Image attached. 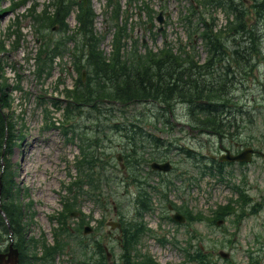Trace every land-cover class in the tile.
<instances>
[{"label": "rangeland", "instance_id": "rangeland-1", "mask_svg": "<svg viewBox=\"0 0 264 264\" xmlns=\"http://www.w3.org/2000/svg\"><path fill=\"white\" fill-rule=\"evenodd\" d=\"M38 2L41 4L40 0ZM105 2L106 0H93L98 14L97 27L99 30L108 29V14L104 12ZM8 4L9 2L6 3L0 0V8ZM195 4L197 10H203L202 5L197 2ZM148 7L155 8L157 14L160 12L163 14L162 23L155 20L154 30L161 29L156 41L152 40L148 31L152 27V23L146 29V10ZM42 8L40 6V9ZM194 8L195 6H189V0H139L133 3L131 10L125 12L124 15H132L130 21L131 27L135 31L134 34L143 40L145 39L154 50L162 48L165 44L163 31H166L169 41L177 49L180 45L178 37H181L184 41L187 40L185 29L181 23L186 20L189 13L182 17L180 12L184 10V13ZM25 9L26 7H23L19 10V17H16L11 11H6L0 15V42L6 43L4 53H1L2 49L0 48V82L3 84L7 82L9 85L7 93L14 99L12 107L4 108L6 120L14 126V129L9 137L8 152L3 158L1 157V160H5L3 165L13 174L11 180H15V185H18L16 201L24 207L22 224L24 223V228H26V244L30 247L29 251H35L33 246L38 244V241L34 239L41 240L40 236L43 232H46L51 241L53 240V228L59 223L58 219L53 216L58 215L66 197H69L72 201L74 192L78 190H69L68 185L76 180V176L80 171L74 165L75 160H79L81 154L80 135L97 139L104 147L100 150H104L106 160L109 159L108 164L93 168L95 172L105 175L101 185H105L103 188L106 196L103 202L105 205L96 202L92 192L86 195V201L85 197L79 198V203L83 205L84 212L90 214L93 211L94 213L95 220L85 224V226H92L91 235L96 234V237H99L105 232L109 233L110 227L107 223L119 216V212L123 211L129 215L130 211H134L136 208L135 199L125 184V171L122 170L124 164L117 161L116 156L121 148L126 147L127 139L130 137L136 138L137 135L128 137L126 129L115 127V121L122 127L130 129V131L132 129L140 131L142 129L140 125H142L166 142L172 141L185 144L189 148L191 145L181 139H187L196 134L191 132L186 123L182 121L177 123L172 121V123L165 126L164 121L160 118L161 115H155L159 113L158 108L160 107L158 105L150 102H133L116 104L115 115L117 117L100 121L96 119L92 106L76 105L75 114L72 115L70 123L74 124V130L79 134L75 141L70 140L75 132L70 131L69 134L64 132V124L66 123L64 110L67 107H65L66 101L61 102L64 98L60 94L61 92L66 94V87H73L77 79V73L72 66L70 56L66 55L55 60L52 76L43 75L40 77L37 75L33 69L39 44L44 40L41 37L44 31L35 29L34 22L31 17L26 16L27 11ZM220 12L224 16L222 23L219 18ZM261 12L264 13V10ZM213 13L217 17L219 25L226 23V16L222 11L215 10ZM124 15L122 13V19ZM196 15L197 13L193 17ZM14 23H19V27L22 29L21 40L17 47L15 46V37L10 36ZM68 24L70 33H72L77 26L75 14L70 16ZM61 34L62 32L56 27L54 32L48 33L47 36L59 39ZM258 36L259 47L263 49V60L259 63L258 71L261 75H264V29L258 33ZM111 41L112 35H109L103 44V49L107 54L111 51ZM68 48L72 49L73 44L70 43ZM198 50L201 54L206 53L202 44L198 46ZM67 52L70 51L67 50ZM246 53L238 52L236 55H252V52L250 54ZM236 55L216 59L214 66L224 73L234 74L237 68ZM199 60L201 61V58ZM86 80L87 78L84 81ZM59 83H67L68 86H61ZM15 87H18L16 92L14 91ZM243 94L242 103L245 104L246 109H248L246 106L254 101L259 102L256 106H260V110L264 109V100L260 97L264 95L259 96L257 89L243 91ZM56 97H59L60 103H57ZM106 106L110 108L111 105L106 103ZM48 108L51 111L50 120H46L44 117ZM256 118L257 124L263 126L264 117L257 115ZM202 139L215 140L206 136H203ZM133 143L136 147L141 145V141H133ZM177 157L178 154L172 153L170 161L175 166ZM181 158H178V160H181ZM70 173L74 177L71 178ZM245 178H247L246 183L244 182ZM82 179L83 173L80 171L79 180ZM154 180L156 181V179ZM218 180L217 177L212 176H206L193 183L175 180V187L168 192V196L178 205L187 207L192 211L202 210L205 213H210L211 208H216L220 204L221 197L224 204L229 198H235L236 196L234 191L228 189L225 184L218 183ZM240 180V176L236 175L233 178V183L239 184L241 189H248L253 193L260 192L258 191L259 186L262 190L264 185V177L257 176L253 172H251V176L248 177L247 173ZM1 185L2 178L0 177ZM155 202H159L160 205L156 206L154 212L147 213L144 216V221L153 231L150 229L148 234L144 236L141 250L151 253L161 264L186 262L176 241H184L187 238L193 239L194 246L199 244L205 252H211L212 257L219 264H250L249 255L251 253L258 259V263L255 264H264V208L259 213L242 221L238 229L234 226L232 219H227L221 225L210 224L206 219L205 222H194L190 229L187 226L175 225L169 220H164L162 218V216H165V213L162 212L164 205L161 207L162 201L159 198ZM140 206L142 205L140 204ZM236 207H239V205L236 204ZM79 216L78 213L72 217L70 220L72 226H78L77 219ZM98 220H104V224L100 225L97 222ZM97 226L100 229L96 233ZM113 233L117 232L113 231ZM9 235V232L3 231V240L0 237V242L4 246L3 249L10 243V240H8ZM13 236L17 240L16 232ZM160 237L164 238L165 244L159 242L158 238ZM103 238H106V236H103ZM74 239L80 241L79 236ZM112 239L108 243L115 246V262L120 264V248L116 246L118 245L116 239L115 241L114 237ZM223 240H229L224 248L220 247ZM72 244L77 245L76 242ZM121 247L123 248L122 253H126L124 243L121 244ZM221 249L231 253L229 260L221 259L219 256ZM57 260L63 264H80L78 261L81 260V256L69 247L57 257Z\"/></svg>", "mask_w": 264, "mask_h": 264}, {"label": "trees", "instance_id": "trees-1", "mask_svg": "<svg viewBox=\"0 0 264 264\" xmlns=\"http://www.w3.org/2000/svg\"><path fill=\"white\" fill-rule=\"evenodd\" d=\"M5 2L6 0H1ZM10 3L0 8V15L7 9L20 8L28 4L29 0H9ZM205 3L207 9H216L220 7L225 12L232 13L235 16L233 21H229L227 28L219 32L214 31V22L208 24L206 22V17L202 15L200 18L201 25L193 26L192 18H187L188 26L193 30V32L199 34L205 41L208 52H259V42H258V32L256 25L249 24L247 21L248 10L243 7V0H202ZM110 7H108L107 12L111 13L112 22L109 29L103 31H98L96 29V13L92 8L90 1L85 4L84 0H56V12L53 15L48 14V10L37 11V4L34 2L28 8V13L34 20V23L38 27L43 29V31H49L53 33L55 26L59 27V30L67 32L69 30V25L67 23V17L76 9L77 4L79 6V13L77 14L78 27L75 34L68 36L65 41H59L56 45H52V41H44L39 46L37 62L35 66V71L40 75L52 74V65L57 58L61 59L65 57L66 50L70 44L69 41L75 42L76 47L73 53L75 70L78 74V78L73 88L66 87V98L67 105L65 108V116L71 120L72 115L75 114L74 109L76 105H88L92 106L96 114V119L100 121L99 118L102 117L105 107L104 99H119L123 103H128L129 100L132 102L140 101L146 98H156L166 104L165 113L167 115L164 123L167 125L170 121V109H172V104H176V97L180 96L183 100H189L190 98L203 96L202 98L207 100L209 103L208 108L205 109L206 113H217L220 109L215 105L216 100L207 98L206 94L214 93L215 96L220 95V93L225 92L219 86L215 88L208 89L206 78L208 79V69L196 68L195 70H189L186 67L185 62H180L177 58L186 56L188 57V51L182 50L181 52H173L170 48L160 49L159 52L162 54L155 53L148 48L145 44L148 52L145 57L138 55L135 52H141L139 47L141 41L137 38H133L132 32L129 30V18L125 22L120 20V13L122 12L120 0H109ZM131 4V3H130ZM129 4V5H130ZM216 5V6H214ZM255 11L260 15H264L261 11L264 10V1L261 4H255ZM150 20L152 21L156 16L149 14ZM211 17L215 18L212 13ZM205 26V29L201 31V27ZM111 29H115L114 32V50L111 55L108 56L105 51L101 48L104 39L107 37ZM158 33L152 31V37L155 40ZM19 36V34H18ZM192 37V36H191ZM47 38V36H46ZM126 38L133 39V47L130 50L125 51ZM51 39V38H50ZM193 39V38H192ZM63 43V46L61 44ZM192 44L196 45L197 40L194 38ZM3 42H0V46ZM82 45V46H81ZM5 50V48L3 49ZM1 50V52L3 51ZM126 52L123 54L122 52ZM4 53V52H3ZM131 54V55H130ZM223 53H214L215 57H222ZM189 58V57H188ZM84 61V63H83ZM191 61V60H190ZM188 61V62H190ZM193 61V60H192ZM187 62V61H186ZM198 62V61H196ZM182 63V64H181ZM189 64V63H187ZM209 64V60L204 63ZM150 65L148 69L146 66ZM199 65V64H198ZM87 72V80L83 81V72ZM213 74L219 73L217 70H213ZM1 86V108H0V171L2 169L1 157L5 150V154L8 152V142L9 137L12 132V127L10 122L6 120V115L2 109L10 106V99L6 98L8 89L7 82L5 84L0 83ZM128 101V102H124ZM202 106H206L204 103H197ZM115 127L118 129H126V134L130 137V129L122 127L118 122L115 121ZM70 131H74V124L69 123L64 129L66 134ZM144 132H148L144 129L137 131L139 135H143ZM149 133V132H148ZM79 133H74L70 140L75 141V138ZM148 139L150 140V145L157 148L161 145L162 140L150 134ZM79 156L77 162V168L83 173V179L80 181L82 187L88 184L92 188H95V196L98 202L101 201V185L105 175L102 173H97L93 169L94 167L100 165L103 166L108 164L105 160L104 149L102 145L99 144L97 139H92L90 137H82ZM86 136V135H85ZM7 138V141H6ZM6 144V146H5ZM126 152V147L124 148ZM124 161L127 167H133L135 163L139 161V156H133L129 152L123 153ZM13 174L5 169L3 175V191L2 198L3 204L0 206L8 215L10 224L20 236V243H16L20 251V262L21 264H33L37 262L38 259L43 264H56L57 254L63 252L67 245L72 242L70 234H65L64 237H60L61 234L68 229V219L70 217L71 211L75 208V203L70 201L64 203V210L59 214V220L61 227L57 229L55 233L56 242L54 245H48L46 241L41 243L42 245V255L39 257L38 254H30L29 249L25 244L24 236V223L23 222V207L16 203L17 193L15 191V180H11ZM136 182L143 188L144 181L141 177L136 176ZM77 184V182H75ZM145 190L149 191L151 195L160 192L159 187L154 190L149 186H145ZM236 204L240 205V209H236ZM249 200H229L226 205H219L214 211V214L220 217H228L229 215H236L239 219H243L249 214L247 212V205ZM153 208L150 200L147 205L144 206V210ZM142 217V216H141ZM188 218L190 221H203L208 219V217L202 216V213L195 215L190 214ZM123 222V235L124 249L126 253L121 254L122 264H159L155 262L151 255L141 254L137 250V244L140 239L146 235L149 228L145 223H141L142 219L136 221H126L121 219ZM139 222V223H138ZM141 223V224H140ZM3 231L8 232V227L5 224L3 217L0 214V237L3 240ZM139 237V238H138ZM160 241H163L160 239ZM98 242V243H97ZM98 257L95 258L93 254L88 256L89 246L82 241L77 242L75 248L79 251L84 259L82 262L85 264H108L106 260V254L104 251V244L101 240L96 241ZM103 245V246H102ZM2 242H0V251L3 250ZM136 251V256L132 255V251ZM129 251V252H128ZM183 251L186 253L188 261L195 262L198 264H217L215 260L210 258V256L202 249L198 244L194 246L190 243L189 247H185ZM145 257L142 260H138L140 256Z\"/></svg>", "mask_w": 264, "mask_h": 264}, {"label": "flooded vegetation", "instance_id": "flooded-vegetation-1", "mask_svg": "<svg viewBox=\"0 0 264 264\" xmlns=\"http://www.w3.org/2000/svg\"><path fill=\"white\" fill-rule=\"evenodd\" d=\"M250 53L251 52H247L246 54ZM254 57L259 58L258 55H251L245 58L244 60L246 64L249 63L251 67H254V63L257 62V59H255ZM245 81V75H243L242 73H229L227 75V82L225 83V87L230 94L231 100L226 105L225 120L227 127L222 133H218L217 137L219 139L220 148L225 149V153L227 154L237 156L243 153L244 158L248 159L246 154L251 151L249 155L251 158L250 161L225 162L226 164L238 167V169L242 173L245 172L247 174L248 171H251L257 176H264V135L261 134L262 130L258 128H255L253 126L248 128L246 127V123L244 120L245 106L241 103V97L238 95L239 90L242 86H244ZM259 86L264 89V86L260 85V83ZM205 103L207 106L209 105L207 101ZM189 105L190 101L184 100L178 106V114L186 115L189 111ZM197 110L200 111L201 114L204 113L203 107L197 106ZM194 130L198 131L197 128H195ZM204 130L214 132L213 130L208 128ZM208 157L216 160L214 155H208ZM262 199L263 195L260 200Z\"/></svg>", "mask_w": 264, "mask_h": 264}, {"label": "water", "instance_id": "water-1", "mask_svg": "<svg viewBox=\"0 0 264 264\" xmlns=\"http://www.w3.org/2000/svg\"><path fill=\"white\" fill-rule=\"evenodd\" d=\"M0 103H1V101H0ZM175 219L181 220V218L178 216H175ZM112 224H113V226H116V225L119 226V224H115V223H112ZM19 256H20L19 250L13 246V243H10L8 250L6 252L0 254V264H10V263L11 264H18L19 263Z\"/></svg>", "mask_w": 264, "mask_h": 264}, {"label": "bare ground", "instance_id": "bare-ground-1", "mask_svg": "<svg viewBox=\"0 0 264 264\" xmlns=\"http://www.w3.org/2000/svg\"><path fill=\"white\" fill-rule=\"evenodd\" d=\"M196 13H197V8L195 7L194 9H190V12H189L188 16H186V17L192 18ZM33 148H35V147H33ZM26 164H28V163H26ZM26 164H25V166H26ZM27 175H28V172H27Z\"/></svg>", "mask_w": 264, "mask_h": 264}]
</instances>
